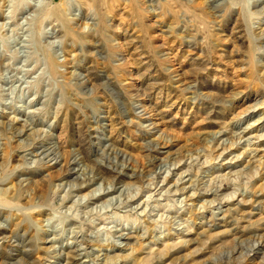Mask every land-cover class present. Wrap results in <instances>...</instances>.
Segmentation results:
<instances>
[{"label": "rangeland", "instance_id": "rangeland-1", "mask_svg": "<svg viewBox=\"0 0 264 264\" xmlns=\"http://www.w3.org/2000/svg\"><path fill=\"white\" fill-rule=\"evenodd\" d=\"M0 264H264V0H0Z\"/></svg>", "mask_w": 264, "mask_h": 264}, {"label": "bare ground", "instance_id": "bare-ground-1", "mask_svg": "<svg viewBox=\"0 0 264 264\" xmlns=\"http://www.w3.org/2000/svg\"><path fill=\"white\" fill-rule=\"evenodd\" d=\"M30 127V126H29Z\"/></svg>", "mask_w": 264, "mask_h": 264}]
</instances>
